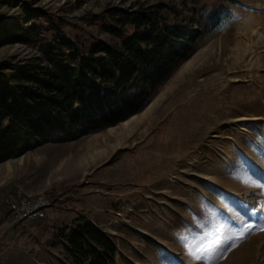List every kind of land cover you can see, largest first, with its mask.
I'll list each match as a JSON object with an SVG mask.
<instances>
[{
  "label": "rangeland",
  "instance_id": "rangeland-1",
  "mask_svg": "<svg viewBox=\"0 0 264 264\" xmlns=\"http://www.w3.org/2000/svg\"><path fill=\"white\" fill-rule=\"evenodd\" d=\"M34 1L66 19L70 37L87 42L93 35L116 40L87 14L160 2ZM162 1L232 17L158 87L150 100H158L152 122H141L103 156L69 167L91 142L116 144L123 121L114 131L108 126L76 140L47 141L0 162V264H74L60 236L79 219L113 237L114 264H264V0ZM20 10L0 0L3 19L12 22ZM40 57L37 46H0V61L25 66ZM17 188L51 195L48 216L12 218L6 197Z\"/></svg>",
  "mask_w": 264,
  "mask_h": 264
},
{
  "label": "trees",
  "instance_id": "trees-1",
  "mask_svg": "<svg viewBox=\"0 0 264 264\" xmlns=\"http://www.w3.org/2000/svg\"><path fill=\"white\" fill-rule=\"evenodd\" d=\"M2 1L18 3L21 10L12 22L0 17V46H37L42 57L25 66L0 61V162L47 141L76 140L142 111L176 66L232 17L162 0L116 5L85 17L116 40L93 35L87 42L70 37L66 19L47 6ZM60 237L74 264L115 263L117 243L92 221L79 219Z\"/></svg>",
  "mask_w": 264,
  "mask_h": 264
},
{
  "label": "bare ground",
  "instance_id": "bare-ground-1",
  "mask_svg": "<svg viewBox=\"0 0 264 264\" xmlns=\"http://www.w3.org/2000/svg\"><path fill=\"white\" fill-rule=\"evenodd\" d=\"M172 87L173 85L167 86L161 94V97H163L166 93L170 92V90H172ZM157 104L158 100L149 102L148 105L141 112L135 113L134 115L124 119L121 126L122 129L118 132V134H116V144L111 145L110 143H108L106 147L101 148L100 146H102V144L100 142H91L85 146V151H83L79 161L77 163H71L69 167L76 169H78V167H85L86 164L106 154L110 146L116 147L117 145H119L123 139L131 135L135 127L141 122L145 123V125H149V123L152 122L153 118L155 117L154 111ZM109 128H112L111 130L114 131V126H109ZM106 142L103 143L105 144ZM261 254H263V252ZM248 255L252 256L253 252H249Z\"/></svg>",
  "mask_w": 264,
  "mask_h": 264
},
{
  "label": "built area",
  "instance_id": "built-area-1",
  "mask_svg": "<svg viewBox=\"0 0 264 264\" xmlns=\"http://www.w3.org/2000/svg\"><path fill=\"white\" fill-rule=\"evenodd\" d=\"M6 202L12 218L17 221H31L45 219L48 216L53 198L45 192L32 195L17 188L7 195Z\"/></svg>",
  "mask_w": 264,
  "mask_h": 264
},
{
  "label": "snow or ice",
  "instance_id": "snow-or-ice-1",
  "mask_svg": "<svg viewBox=\"0 0 264 264\" xmlns=\"http://www.w3.org/2000/svg\"><path fill=\"white\" fill-rule=\"evenodd\" d=\"M247 180L248 181H251L252 180V177L251 176H248L247 177ZM262 186H264V185H262ZM254 212L256 211L255 209L253 210ZM239 215V214H238ZM242 227L243 228H245V229H251L252 227H253V225L251 224V223H243V225H242ZM259 230L260 231H264V225H260L259 226ZM240 235H241V237H243L244 235H245V233L243 232V231H241L240 232ZM217 243V241H215V240H213L212 241V244H216ZM237 245H236V243H231L224 251H231L232 250V248H235ZM190 255H191V253H190ZM221 255H223V252L221 253ZM196 260H201L202 259V257L201 256H199V255H196L195 257H194ZM207 259L208 260H212L213 259V257H211V256H208L207 257Z\"/></svg>",
  "mask_w": 264,
  "mask_h": 264
}]
</instances>
